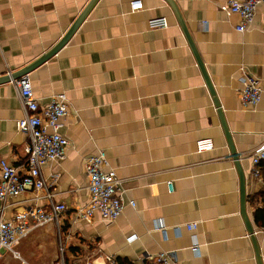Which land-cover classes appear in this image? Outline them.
<instances>
[{
	"label": "crops",
	"instance_id": "obj_1",
	"mask_svg": "<svg viewBox=\"0 0 264 264\" xmlns=\"http://www.w3.org/2000/svg\"><path fill=\"white\" fill-rule=\"evenodd\" d=\"M132 1L97 0L68 42L27 73L40 106L60 93L69 104L59 128L69 142L65 156L42 166L54 201L67 207L66 264H151L160 251L178 264H264V226L254 222L264 182L253 176L250 160L264 144V102L243 108L239 100L241 67L264 88V4L239 32V16L222 10L227 0H173L195 55L166 0H140L135 11ZM88 2L0 0V76L52 48ZM154 18L167 26L151 28ZM218 110L244 174L259 262ZM21 117L11 82L0 83V159L23 171ZM198 140L213 148L197 151ZM98 149L121 179L123 210L113 222L97 214L73 222V209L88 199L85 161ZM33 196L28 190L8 198L5 217L32 207ZM57 244L56 227L47 224L17 244L18 256L0 251V264H53Z\"/></svg>",
	"mask_w": 264,
	"mask_h": 264
},
{
	"label": "built area",
	"instance_id": "obj_2",
	"mask_svg": "<svg viewBox=\"0 0 264 264\" xmlns=\"http://www.w3.org/2000/svg\"><path fill=\"white\" fill-rule=\"evenodd\" d=\"M259 4H264V0H227L222 10L227 15L234 13L239 16L240 23L236 26V30L243 32L252 22ZM141 8L140 0L130 3L131 11ZM149 26L165 28L167 24L164 18H154L149 21ZM240 71L242 73V86L239 92L241 106L251 108L264 102V88L261 87L258 79L248 74L243 67ZM11 73L8 69L5 75L10 77ZM10 82L22 110V117L17 120L16 125L18 130L27 136V142L24 145L26 159L23 171L0 159V251L18 256L15 247L23 238L37 228L54 224L58 234V254L53 264H66L65 244L61 237V220L67 207L61 202L54 201V194L42 174V166L65 156L69 142L60 134L59 128L62 120L68 115L69 104L65 94L60 93L51 96L47 104L40 106L33 95L27 75L11 79ZM212 148L213 143L210 140L196 142V150L199 152ZM250 160L253 176L260 177L258 165L264 162V144L253 150ZM84 171L88 180V199L86 204L73 209L72 221L91 220L95 214L104 221H115L124 207L122 183L110 166L104 150L98 149L85 161ZM167 187L169 191L172 190L170 182L167 183ZM28 190L34 194V205L13 213L9 218L5 217L7 199L19 196ZM128 204L131 207L135 206L133 200H129ZM195 227V222L186 226L188 230H194ZM259 229L264 233V227ZM193 250L196 248L193 247ZM106 259L111 261L109 256ZM151 261V264H178L176 257L169 251L158 252L152 256ZM83 264H96V261L89 259Z\"/></svg>",
	"mask_w": 264,
	"mask_h": 264
},
{
	"label": "water",
	"instance_id": "obj_3",
	"mask_svg": "<svg viewBox=\"0 0 264 264\" xmlns=\"http://www.w3.org/2000/svg\"><path fill=\"white\" fill-rule=\"evenodd\" d=\"M97 0H89V2L86 4V6L83 8V10L80 12V14L77 16V18L74 20V22L71 24V26L69 27V29L65 32V34L61 37V39L52 47L50 48L47 52H45L44 54H42L41 56H39L38 58H36L35 60H33L32 62H30L29 64H27L26 66H24L23 68L17 70L16 72L11 73V76L8 77L7 75L4 76H0V83L2 82H8L11 79H17L21 76L27 75V73H29L30 71H32L33 69H35L36 67H38L39 65L43 64L44 62H46L49 58H51L52 56H54L70 39V37L72 36V34L76 31V29L78 28V26L81 24V22L84 20V18L87 16L88 12L90 11V9L92 8V6L94 5V3ZM166 2L168 3V5L170 6V8L172 9V11L174 12L183 32L184 35L190 45V48L192 49L193 53L196 55V51L193 45V42L188 34V31L185 28V25L182 21V18L180 17V14L178 12V9L175 5V3L173 2V0H166ZM209 86V85H208ZM210 87V86H209ZM214 105L216 108L219 107V104L217 102V100H213ZM219 116H220V121L222 124V128L225 134V137L227 139L228 142V146L230 148V155L234 161V165L236 167V170L238 172V178H239V193H240V214L244 220L246 229L248 234L251 236V240L254 246V252H255V257L256 260H258L259 262V252H258V247L256 245V240H255V235H254V230L253 227L251 225L250 219L247 215V211H246V195H245V178H244V174L242 171V168L240 166V162H239V157L236 153V151L234 150L233 144L231 143V138L229 136L228 130L225 127L224 121L222 119V115H221V111H217Z\"/></svg>",
	"mask_w": 264,
	"mask_h": 264
},
{
	"label": "trees",
	"instance_id": "obj_4",
	"mask_svg": "<svg viewBox=\"0 0 264 264\" xmlns=\"http://www.w3.org/2000/svg\"><path fill=\"white\" fill-rule=\"evenodd\" d=\"M259 174L264 182V162H260L258 165ZM256 196H260L263 206L259 209L257 208L254 213V222L257 226H264V188L262 191L256 194Z\"/></svg>",
	"mask_w": 264,
	"mask_h": 264
},
{
	"label": "rangeland",
	"instance_id": "obj_5",
	"mask_svg": "<svg viewBox=\"0 0 264 264\" xmlns=\"http://www.w3.org/2000/svg\"><path fill=\"white\" fill-rule=\"evenodd\" d=\"M17 262H19L20 264H23V263L20 262V260H17Z\"/></svg>",
	"mask_w": 264,
	"mask_h": 264
}]
</instances>
